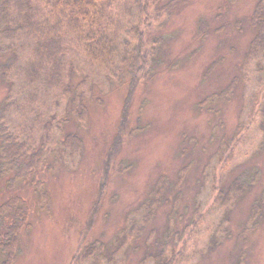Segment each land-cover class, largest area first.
Instances as JSON below:
<instances>
[{"label":"rangeland","instance_id":"rangeland-1","mask_svg":"<svg viewBox=\"0 0 264 264\" xmlns=\"http://www.w3.org/2000/svg\"><path fill=\"white\" fill-rule=\"evenodd\" d=\"M171 1L152 10L150 75L134 90L133 61L105 69L73 41L67 83H31L34 43L6 38L5 57L18 62L0 80V111L8 104L4 122L28 144L19 164L40 158L45 192L41 203L33 178L0 172V205L18 196L29 206L14 264H71L92 242L103 245L99 258L81 264H156L161 254L173 264H264V52L247 60L259 0H181L166 12ZM112 18L123 55L144 28L136 0H120ZM71 133L82 140L74 153ZM256 170V184L234 194ZM13 221L7 212L1 235Z\"/></svg>","mask_w":264,"mask_h":264},{"label":"trees","instance_id":"trees-1","mask_svg":"<svg viewBox=\"0 0 264 264\" xmlns=\"http://www.w3.org/2000/svg\"><path fill=\"white\" fill-rule=\"evenodd\" d=\"M119 1L0 0V80L9 81L10 72L18 62V57H5L7 49L10 48L6 38L20 32L24 33L34 43L32 58L26 66L31 83L41 82L48 86H64L67 83L68 71L70 70L67 44L68 41H73L78 49L86 55L89 62L105 69H119L120 63L133 61L131 63V73L133 75L132 90H134L141 81H146L150 75L149 67L152 50L148 47L147 33L148 30L154 27L152 10L161 0H136L140 13V24H143L144 28H136L137 41L134 45H130L123 55L118 45L119 36L115 29L117 26L116 21L112 18L113 6ZM177 1L181 0L171 1L166 12H169ZM252 20L254 26L258 29V34L249 49L248 61L250 55L256 54L258 57L261 51L264 52V0H259ZM159 21V25H161V18ZM203 26L204 29L201 31L204 34L207 32V26ZM257 97L256 103L259 104L261 100L258 102L259 97ZM256 103L253 107L254 110L258 107ZM7 106L8 104L0 111V172L5 175L11 170H16L18 177L33 178L40 190L38 192L39 201L44 203L45 192L40 189L42 185L36 181L33 170V167L39 166L38 161H40V158L34 157L27 163L19 164L20 161L24 162L25 158H30L28 157V144L19 141L4 122L5 112L8 110ZM85 113L86 109H83L82 112L76 109V114L81 120H83ZM124 113L126 116V108ZM65 140L67 145L72 148L73 153L75 152L73 150L82 143L81 138L73 133L68 134ZM8 164L12 166L9 168ZM27 170L29 173H27ZM255 172V177L254 174L249 179L245 176L239 177L233 183L234 194L239 196L256 184L260 172L257 170ZM148 206L147 214H145L147 222L154 213L153 208ZM261 206V200L254 203L252 220H256L259 216ZM9 211L14 213V221L8 226L5 234H0V253L2 254L0 264H14L18 259L20 235L22 230L29 225L28 203L16 196L9 198L0 205V228L5 215ZM141 231V229H138V234ZM102 248L103 245L98 244V242L83 246L79 253L74 256L71 264H81L85 260L89 262L93 258L96 259L95 257L99 258L97 254ZM162 256L163 254L157 256L156 264H173L172 260L169 261Z\"/></svg>","mask_w":264,"mask_h":264}]
</instances>
